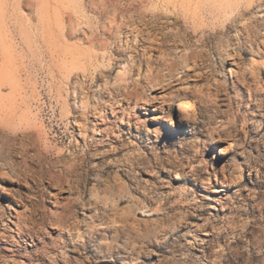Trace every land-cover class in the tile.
Listing matches in <instances>:
<instances>
[{
    "label": "rangeland",
    "instance_id": "1",
    "mask_svg": "<svg viewBox=\"0 0 264 264\" xmlns=\"http://www.w3.org/2000/svg\"><path fill=\"white\" fill-rule=\"evenodd\" d=\"M257 52L264 0H0V264H264Z\"/></svg>",
    "mask_w": 264,
    "mask_h": 264
},
{
    "label": "bare ground",
    "instance_id": "2",
    "mask_svg": "<svg viewBox=\"0 0 264 264\" xmlns=\"http://www.w3.org/2000/svg\"><path fill=\"white\" fill-rule=\"evenodd\" d=\"M260 51H262V49H260ZM258 52L256 53V56L255 57H252L251 58L250 63L248 64V67H247V70H246L247 74L251 77V79H253V81H258V79H260L261 76H262V72H264V57L259 56L260 53H258ZM227 56H228L227 59L228 58H232V55H227ZM126 67H125V65L122 66V68L117 72V74L115 76V81L116 82L117 81L122 82L123 81L122 79H124V80L126 79V78H123V77L124 76L126 77V74H128V72L130 73V70L129 71L126 70ZM120 82H118V83H120ZM207 105H209V104L207 103ZM177 117H178V122L180 124H187V125L192 124V125H195V124L198 123L197 109H196L195 105L193 103H191V101H189V99H188L187 96H183V97L179 98V100H178V104H177ZM171 126L174 127L175 125L172 123ZM209 144L210 145H214V146L216 145V144L213 143L212 139L210 140V143ZM217 150H221V149L218 148ZM219 154L221 155L223 153L221 151H219ZM240 174L241 173L238 174V177H240ZM4 176H5V174L0 172V180L1 181H3ZM82 202L83 201H81V203ZM62 214H63L62 217L69 216V214H71V208L70 207L63 208L62 209ZM52 220H54L57 223V219L56 218H54ZM65 222L66 221H64V220H60L59 223H61V224L64 225ZM263 223H264V221H263ZM69 227H70L69 230H72V229L75 230V228H76V227H74L73 224H72V226H67V228H69ZM88 228L92 232L95 227L94 226H89Z\"/></svg>",
    "mask_w": 264,
    "mask_h": 264
}]
</instances>
